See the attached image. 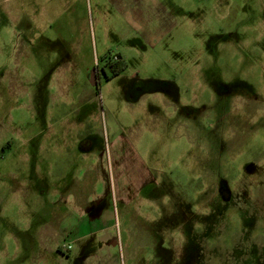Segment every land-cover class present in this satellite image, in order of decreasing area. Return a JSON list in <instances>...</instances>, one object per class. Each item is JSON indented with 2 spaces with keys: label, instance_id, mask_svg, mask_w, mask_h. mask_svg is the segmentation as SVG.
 I'll list each match as a JSON object with an SVG mask.
<instances>
[{
  "label": "rangeland",
  "instance_id": "1",
  "mask_svg": "<svg viewBox=\"0 0 264 264\" xmlns=\"http://www.w3.org/2000/svg\"><path fill=\"white\" fill-rule=\"evenodd\" d=\"M107 263L264 264V0H0V264Z\"/></svg>",
  "mask_w": 264,
  "mask_h": 264
},
{
  "label": "flooded vegetation",
  "instance_id": "2",
  "mask_svg": "<svg viewBox=\"0 0 264 264\" xmlns=\"http://www.w3.org/2000/svg\"><path fill=\"white\" fill-rule=\"evenodd\" d=\"M113 55H115L117 57V60L112 59V56ZM120 59H122V58L117 53L112 54V55H104L102 66H100V64H97L93 68L94 70L92 69L93 70V73L95 75V78L97 80V84L99 83V78H100V74L101 73H105L106 74V71H109L110 75H107L106 74V77L109 78V77L113 76V74L111 72V64L112 63H115V62H118Z\"/></svg>",
  "mask_w": 264,
  "mask_h": 264
},
{
  "label": "trees",
  "instance_id": "3",
  "mask_svg": "<svg viewBox=\"0 0 264 264\" xmlns=\"http://www.w3.org/2000/svg\"><path fill=\"white\" fill-rule=\"evenodd\" d=\"M126 68V64L122 59H120L118 62L111 64V72L113 75L118 74L121 71H124Z\"/></svg>",
  "mask_w": 264,
  "mask_h": 264
},
{
  "label": "water",
  "instance_id": "4",
  "mask_svg": "<svg viewBox=\"0 0 264 264\" xmlns=\"http://www.w3.org/2000/svg\"><path fill=\"white\" fill-rule=\"evenodd\" d=\"M94 70V69H93ZM93 70H91V73H90V78H89V82H90V84H92V85H97V80H96V78H95V75H94V73H93Z\"/></svg>",
  "mask_w": 264,
  "mask_h": 264
},
{
  "label": "built area",
  "instance_id": "5",
  "mask_svg": "<svg viewBox=\"0 0 264 264\" xmlns=\"http://www.w3.org/2000/svg\"><path fill=\"white\" fill-rule=\"evenodd\" d=\"M112 59L117 60V57L115 55L112 56Z\"/></svg>",
  "mask_w": 264,
  "mask_h": 264
},
{
  "label": "crops",
  "instance_id": "6",
  "mask_svg": "<svg viewBox=\"0 0 264 264\" xmlns=\"http://www.w3.org/2000/svg\"><path fill=\"white\" fill-rule=\"evenodd\" d=\"M120 55V54H119ZM121 57V56H120ZM107 264H109V263H107Z\"/></svg>",
  "mask_w": 264,
  "mask_h": 264
}]
</instances>
